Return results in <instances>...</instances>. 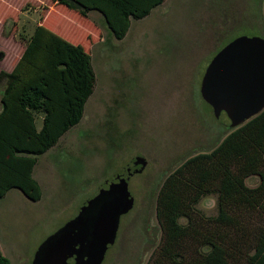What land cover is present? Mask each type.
Here are the masks:
<instances>
[{
	"label": "rangeland",
	"instance_id": "rangeland-1",
	"mask_svg": "<svg viewBox=\"0 0 264 264\" xmlns=\"http://www.w3.org/2000/svg\"><path fill=\"white\" fill-rule=\"evenodd\" d=\"M39 24L66 41L42 45L50 56L81 44L96 81L81 121L39 155L33 174L42 197L31 199L17 187L0 196L2 251L11 264H32L48 235L117 174L134 170L142 155L145 168L129 178L134 206L122 215L102 264H153L163 234L156 205L164 178L186 157L216 145L231 122L202 96L204 71L234 38L264 37V0H165L133 19L122 40L98 11L83 17L52 0H0V68L16 65ZM196 207L217 214V193Z\"/></svg>",
	"mask_w": 264,
	"mask_h": 264
},
{
	"label": "trees",
	"instance_id": "trees-1",
	"mask_svg": "<svg viewBox=\"0 0 264 264\" xmlns=\"http://www.w3.org/2000/svg\"><path fill=\"white\" fill-rule=\"evenodd\" d=\"M52 1L83 17L100 12L122 40L133 19L165 0ZM50 33L39 24L16 65L0 68V196L17 187L31 199L42 197L33 175L39 155L81 121L94 91L96 73L84 47L50 56L42 45L66 43ZM253 174L260 178L255 185L247 181ZM211 193H217L218 212L204 215L196 204ZM156 213L163 234L153 264H264V108L239 125L229 123L216 145L170 171ZM0 264H11L1 246Z\"/></svg>",
	"mask_w": 264,
	"mask_h": 264
},
{
	"label": "water",
	"instance_id": "water-1",
	"mask_svg": "<svg viewBox=\"0 0 264 264\" xmlns=\"http://www.w3.org/2000/svg\"><path fill=\"white\" fill-rule=\"evenodd\" d=\"M200 89L215 115L225 111L232 126L259 113L264 108V37L241 35L224 45L207 65ZM134 163L140 166L117 174L48 235L32 264H102L116 241L122 215L135 203L130 175L143 170L147 160L137 155Z\"/></svg>",
	"mask_w": 264,
	"mask_h": 264
},
{
	"label": "crops",
	"instance_id": "crops-1",
	"mask_svg": "<svg viewBox=\"0 0 264 264\" xmlns=\"http://www.w3.org/2000/svg\"><path fill=\"white\" fill-rule=\"evenodd\" d=\"M55 4H56V3H55ZM6 69H7V68H6ZM8 70H10V69H8ZM36 165H37V163H36ZM36 165H35V166H36ZM34 169H35V167H34ZM33 173H34V170H33ZM33 175H34V174H33ZM38 181H39V180H38ZM40 184H41V183H40ZM7 193H8V192H7Z\"/></svg>",
	"mask_w": 264,
	"mask_h": 264
},
{
	"label": "flooded vegetation",
	"instance_id": "flooded-vegetation-1",
	"mask_svg": "<svg viewBox=\"0 0 264 264\" xmlns=\"http://www.w3.org/2000/svg\"><path fill=\"white\" fill-rule=\"evenodd\" d=\"M134 160H135V159H134ZM134 164H135V163H134ZM135 165H136V167H135V168H137V167H138V166H137L138 164H135ZM135 168H134V169H135ZM130 170H131V167H130ZM132 171H134V170H132Z\"/></svg>",
	"mask_w": 264,
	"mask_h": 264
}]
</instances>
